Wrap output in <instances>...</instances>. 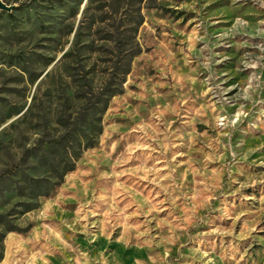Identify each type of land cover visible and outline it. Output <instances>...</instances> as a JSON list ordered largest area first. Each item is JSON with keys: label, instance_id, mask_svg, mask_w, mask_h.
<instances>
[{"label": "rangeland", "instance_id": "1", "mask_svg": "<svg viewBox=\"0 0 264 264\" xmlns=\"http://www.w3.org/2000/svg\"><path fill=\"white\" fill-rule=\"evenodd\" d=\"M2 1L0 264H264V0Z\"/></svg>", "mask_w": 264, "mask_h": 264}, {"label": "trees", "instance_id": "2", "mask_svg": "<svg viewBox=\"0 0 264 264\" xmlns=\"http://www.w3.org/2000/svg\"><path fill=\"white\" fill-rule=\"evenodd\" d=\"M136 1H138L137 3H138V7H137V11L139 12L138 13V18H139V20H138V25H140L142 22H143V17H142V15H141V8H140V5H141V3L143 2V0H136ZM129 71H130V62H128V64H127V69L125 70V72L122 74V75H126V74H128L129 73ZM123 77V76H122ZM122 80H123V78L120 80V83H119V86L117 87V88H114L113 90H110V87L111 86H107V88H103L101 91H105V93H107V94H105L104 92H102L101 93V96L99 97V99H105V100H103V102H102V100H97V101H95L94 102V104H93V111L95 112L94 113V115H96V114H98L99 113V115L106 109V107H107V105H108V103H109V99H110V97H112V96H114L115 94H117V93H119V88H120V85H121V82H122ZM107 91V92H106ZM109 91H111L110 92V94H108V92ZM105 97V98H104ZM103 105L102 106V108H99V105ZM98 105V106H97ZM97 112V113H96ZM86 116L87 115H85V120H86ZM87 125V128H89V124H91L90 125V127L93 129L94 128V130L96 131V129H97V132L96 133H93V135H92V138L89 140V142H88V147H90V146H92L93 145V142L95 141V139H96V137H97V135L100 133V131H101V128H100V126H99V124H97L96 123V121H92V122H90L89 124L88 123H86ZM75 125H77V123L75 124ZM76 126H75V128L70 132V136L69 137H71L72 139H71V141H75V140H77V141H79V138H78V136H77V133H76ZM66 141H68V138L67 137H63V136H61L60 137V139H59V141H58V143H56V148L58 149V150H62L63 151V154H62V158L63 159H65L66 158V156H69L70 154V152H69V150H67L68 148H66V146L64 145V143L66 142ZM79 147H80V141H79ZM74 148V146H71V149H73ZM80 150H82V149H78V148H76V150H75V152H77L78 151V153L77 154H75V159H76V157H78V154L80 153ZM75 159L74 158H69L68 160H69V168H67V169H65L64 171H62L60 174H58L57 176H54L53 178L54 179H58L60 182L62 181V179L64 178V175L68 172V171H71V170H73L74 169V161H75ZM55 165H57V167H60L61 165H62V161H57V162H55ZM46 181L45 180H43V179H35V180H33V184L34 185H32L31 187H32V190L33 189H37V190H41L42 188H46ZM33 187H35V188H33ZM48 191L46 192V194H38L39 196H46V195H48ZM8 231H12V230H8Z\"/></svg>", "mask_w": 264, "mask_h": 264}, {"label": "water", "instance_id": "3", "mask_svg": "<svg viewBox=\"0 0 264 264\" xmlns=\"http://www.w3.org/2000/svg\"><path fill=\"white\" fill-rule=\"evenodd\" d=\"M14 6H9L6 3H4L2 0H0V12H11Z\"/></svg>", "mask_w": 264, "mask_h": 264}]
</instances>
